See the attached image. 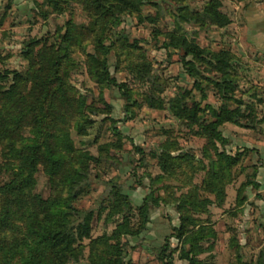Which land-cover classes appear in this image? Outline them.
<instances>
[{
	"label": "rangeland",
	"instance_id": "obj_1",
	"mask_svg": "<svg viewBox=\"0 0 264 264\" xmlns=\"http://www.w3.org/2000/svg\"><path fill=\"white\" fill-rule=\"evenodd\" d=\"M209 1L159 0L160 8L144 5L139 11L117 12L119 24H108L109 38L102 43L109 49L111 78L126 83L131 93L129 104L118 87L100 82L95 74L88 55L100 53L94 44L97 33L81 36L77 44L64 39L70 23L81 31L100 16L74 0L61 2L58 9L44 0L0 1V74L9 76L0 81L1 87H10L36 68L25 54L32 40L41 42L32 61H37L43 44L62 40L61 55L68 56L62 68L89 118H74L69 125L75 147L69 158L89 176L81 195L71 200V191L62 184L69 170L51 183L39 165L33 178L32 194L58 200V207L52 205L55 211L72 201L78 210L93 212L88 228L77 234L76 252L68 255L67 264L104 257L106 242L116 247L113 251L123 257L122 264H166L163 255H171L174 264H189L181 258L188 251L201 264H264V191L253 180L256 157L244 147L251 139L264 140V91L253 89L240 72L246 63L238 58L229 28L186 24L173 16L177 6L200 11ZM221 1V11L228 13ZM170 32L206 51L229 49L232 54L236 97L245 103V118L242 126L226 122L218 128L225 145L211 137L213 118L208 111L199 113L201 124H195L179 120L171 110L173 99H183L188 109L195 104L217 108L222 100L213 84L219 75L203 63H197L201 90L197 89L184 67V51L166 46ZM160 103L163 108H157ZM163 152L170 156L160 158ZM227 157L237 158L236 163L230 164ZM9 179L2 172L0 187ZM150 195L159 204L148 199ZM145 203L147 216L141 210ZM76 216L85 221L83 215ZM181 226L184 233L178 237ZM135 232L138 235L128 234ZM15 236L0 230V264H42L39 251L14 250Z\"/></svg>",
	"mask_w": 264,
	"mask_h": 264
},
{
	"label": "trees",
	"instance_id": "obj_2",
	"mask_svg": "<svg viewBox=\"0 0 264 264\" xmlns=\"http://www.w3.org/2000/svg\"><path fill=\"white\" fill-rule=\"evenodd\" d=\"M44 1L58 9L61 2L68 0ZM74 1L84 6L88 12L100 16L101 20H95L91 27H86L81 31H75L78 26L70 23L71 31L69 29L68 34L66 33L65 42L73 39L74 44H77L81 36L89 33L94 37L97 33L94 44L100 53L88 55L89 60L93 62L95 74L100 82L107 80L112 86L118 87L129 104L132 97L126 83H118L115 78H111L107 69L109 49L103 45L102 41L109 38L106 35L108 24H119L118 11L121 13L130 8L139 11L144 5L160 8L159 0ZM221 7L220 0H210L200 11H191L186 5H182L175 8L173 16L175 20L179 19L186 24L223 28L231 21L221 11ZM179 26H181L180 23ZM167 38L168 48L173 47L184 51V67L187 74L195 79L198 90H201V85L198 81L200 71L197 63L206 64L219 75L213 84L222 100L217 108L211 104L206 105L205 108L200 104H195L193 108L188 109L183 99H173L170 104L174 116L187 123L201 124L199 113L208 111L213 118V121L209 123L212 127L211 137L221 145H225L227 140L218 128L226 122L242 126V120L245 118V112L241 109L245 103L236 97L238 82L233 73L232 54L227 50L217 53L206 51L194 41H189L186 37L178 36L174 32H170ZM40 44L39 40H32L25 52L31 60V66L36 68L32 69L26 78H16L10 87L4 88L0 85V153L3 160L0 164V174L7 172L10 175V179L4 183L3 187H0V230H10L17 235L14 237V250L22 247L28 252L39 251L42 264H67L68 255L73 251L76 252L74 246L77 244V234L88 228L93 212L78 210L72 205V201H65L64 208L59 207L55 211L52 205L58 207V200L51 202L49 199L32 194V187L35 185L33 178L39 165L43 166L51 183H56L57 178L63 177V172L69 170V177L64 175L65 179L62 184L67 187L68 192L71 191V200L81 195L88 185L89 176L82 167L71 163L69 158L70 154L75 151L74 142L69 134V125L74 118L82 120H89V118L85 117L83 101L81 97H76L72 86L68 84V73L62 68L65 61H68L66 54L61 55L62 40L43 44L37 55V61H32L34 48ZM189 57L191 58L187 59ZM8 77V75L0 74V81ZM149 106L154 107L150 104ZM163 107L162 103L157 106V108ZM25 132L28 135H24ZM214 147L218 151L215 142ZM165 155L170 156L163 152L159 157L164 158ZM227 159L230 164L236 163L237 160L231 157ZM166 168L167 162L163 163V170ZM211 173L214 174V170ZM149 198L159 204L152 195ZM185 201L188 204L191 202L190 199ZM141 210L146 216L148 215L149 207L146 203ZM77 214L83 215L85 219L83 223L79 221ZM183 227L177 229L178 237H182ZM128 234L138 235V232ZM99 241L97 240L96 243ZM168 245L169 243L166 244L167 247ZM33 246L35 249L31 251ZM105 246L107 247L104 250L105 256L92 259L87 264H122L123 257H118V253L113 251L116 247L108 245L107 242ZM46 249L50 252L45 253ZM190 252L192 251L183 252L181 258L189 261V264H201L191 257ZM162 259L166 264H174L171 255H163ZM77 262L75 261V264H78Z\"/></svg>",
	"mask_w": 264,
	"mask_h": 264
},
{
	"label": "crops",
	"instance_id": "obj_3",
	"mask_svg": "<svg viewBox=\"0 0 264 264\" xmlns=\"http://www.w3.org/2000/svg\"><path fill=\"white\" fill-rule=\"evenodd\" d=\"M225 7H228L229 12L225 14L231 21L225 28H229L232 41L236 42L240 52L238 58L247 64L242 66L240 72L253 89L264 91V0H225ZM248 131L251 129L248 128ZM258 137L262 135L259 134ZM244 147L250 149L256 157L254 165L257 168L253 180L264 191V140L251 139ZM244 150L245 148L240 152Z\"/></svg>",
	"mask_w": 264,
	"mask_h": 264
}]
</instances>
